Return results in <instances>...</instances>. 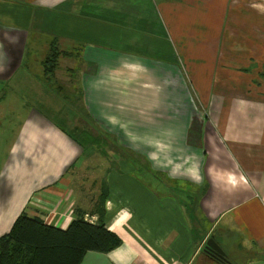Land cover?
Instances as JSON below:
<instances>
[{
    "label": "crops",
    "instance_id": "crops-1",
    "mask_svg": "<svg viewBox=\"0 0 264 264\" xmlns=\"http://www.w3.org/2000/svg\"><path fill=\"white\" fill-rule=\"evenodd\" d=\"M143 1L0 0V83L23 94L34 79L57 103L0 101V238L22 214L67 229L95 203L76 178L96 173L122 245L81 264H264V54L253 53L264 42L249 39L244 69L196 85L189 64L213 66L219 39H174ZM233 2L239 26L264 29V4ZM53 45L64 53L48 74ZM210 239L225 261L205 251Z\"/></svg>",
    "mask_w": 264,
    "mask_h": 264
},
{
    "label": "rangeland",
    "instance_id": "rangeland-1",
    "mask_svg": "<svg viewBox=\"0 0 264 264\" xmlns=\"http://www.w3.org/2000/svg\"><path fill=\"white\" fill-rule=\"evenodd\" d=\"M171 1L182 3V0H144L141 9L143 6L147 7L146 4H149V8H143L145 15H147V13L153 15L157 14L158 22L160 24L166 22L169 25V28L172 31L171 35L174 39H180L182 37L196 41L206 39L208 41L211 40L206 43L211 45L214 43V40L219 39L221 44V52H219L216 57H213L216 60L213 66L209 67V65L205 63L204 68L202 66L196 68L192 62L189 64L192 72L196 73L197 71H201L198 76H192L196 85L198 84L205 87V83L208 81V75L213 70L235 71L237 69H244L238 65L240 60H244L243 55L247 56V54L251 53V42L249 39L255 37L259 41L264 42V29L261 27L255 26L254 30L249 31L248 29H245V27L238 25L241 22H247V16L232 15L234 12L242 9L240 4H235L233 0H185L183 8L167 10L164 9L165 7H162V10H158L157 7L160 8L161 5L163 6V4L170 3ZM255 3L262 5L264 4V1L255 0ZM262 8H264V5H262ZM251 26H249V29L252 28ZM184 31L186 33H184ZM158 33H163L164 37H170L169 32H167L165 28H163V30L159 28ZM147 34L149 35L151 33L147 32ZM150 48L151 47L149 46V49ZM253 53L261 58L264 54V48L260 47L257 50L254 48ZM174 59L176 61L181 60L176 56H174ZM236 60L237 62L235 63ZM181 63L182 66H186L187 64L183 62ZM245 65H247L246 62ZM19 75H21V73ZM13 81L0 83L2 86L0 87V101L3 99L10 100V98L16 97L21 99L25 98L28 103H31V106H38L36 102H44L47 107L54 105L57 106L54 99L55 93H52V91H50L49 94L41 93L40 89L38 90V87L35 86L36 82L34 79L26 81V83L30 85L28 87L31 92L23 94L22 91L27 89L24 87L16 88L13 85ZM19 82L20 80L17 79V83ZM75 113L78 114V111ZM14 116L13 120L15 121L17 118H21L18 117L17 113H15ZM62 116L67 117V114L65 115L62 113ZM69 126V122L65 123V127L68 130ZM106 141L104 139L106 145L99 142L100 144L95 146L94 151L101 153L106 146H110V143ZM97 162H99L98 159L94 161L95 166ZM97 177L98 174L96 173H87L84 176L79 175L75 180L77 189L79 191L84 189L86 193L89 192L88 194L95 201L94 205L88 207L89 211H84L88 214V217L86 216L87 220H90L93 217V213H97L101 210L103 196L105 195V190L102 188V185L98 180L99 178L97 179Z\"/></svg>",
    "mask_w": 264,
    "mask_h": 264
},
{
    "label": "trees",
    "instance_id": "trees-1",
    "mask_svg": "<svg viewBox=\"0 0 264 264\" xmlns=\"http://www.w3.org/2000/svg\"><path fill=\"white\" fill-rule=\"evenodd\" d=\"M63 53L56 45L50 48L44 61L48 74L57 69ZM81 143L86 148V142ZM106 198L105 194L101 210L95 213L100 217L97 223L86 220L87 214L77 210L78 218L65 230L22 214L11 232L0 238V264H81L88 253L108 254L116 250L122 241L104 222Z\"/></svg>",
    "mask_w": 264,
    "mask_h": 264
},
{
    "label": "water",
    "instance_id": "water-1",
    "mask_svg": "<svg viewBox=\"0 0 264 264\" xmlns=\"http://www.w3.org/2000/svg\"><path fill=\"white\" fill-rule=\"evenodd\" d=\"M205 251L209 254H211L213 257L225 261V253L221 249V247L214 241V239H210L207 244Z\"/></svg>",
    "mask_w": 264,
    "mask_h": 264
},
{
    "label": "built area",
    "instance_id": "built-area-1",
    "mask_svg": "<svg viewBox=\"0 0 264 264\" xmlns=\"http://www.w3.org/2000/svg\"><path fill=\"white\" fill-rule=\"evenodd\" d=\"M86 220H87V218H86ZM90 221V220H89ZM93 223V222H92Z\"/></svg>",
    "mask_w": 264,
    "mask_h": 264
}]
</instances>
